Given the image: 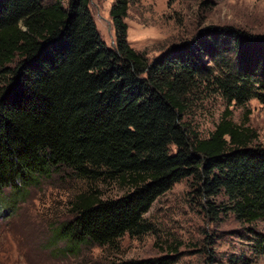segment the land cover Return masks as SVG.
I'll list each match as a JSON object with an SVG mask.
<instances>
[{
  "label": "trees",
  "instance_id": "trees-1",
  "mask_svg": "<svg viewBox=\"0 0 264 264\" xmlns=\"http://www.w3.org/2000/svg\"><path fill=\"white\" fill-rule=\"evenodd\" d=\"M89 3L0 0V207L5 189L15 201L62 170L130 187L118 198L91 190L71 202L72 218L54 234L76 254L149 231L144 214L188 177L212 214L231 212L248 225L264 219V147L253 144L255 131L229 108L207 138L183 121L190 96L205 90L229 105L257 99L264 108V39L222 28L150 62L127 40L129 0L110 11L114 47ZM245 236L264 256V232L247 226ZM174 263L167 254L108 264Z\"/></svg>",
  "mask_w": 264,
  "mask_h": 264
},
{
  "label": "rangeland",
  "instance_id": "rangeland-1",
  "mask_svg": "<svg viewBox=\"0 0 264 264\" xmlns=\"http://www.w3.org/2000/svg\"><path fill=\"white\" fill-rule=\"evenodd\" d=\"M116 1L89 3L99 34L109 47L116 43L110 14ZM125 21L129 44L152 62L175 46L222 28L264 39V0H129ZM198 93L190 96L183 121L202 138L209 137L229 108L235 123L247 122L255 131L253 144L264 147V108L257 99L243 106L229 105L220 94ZM194 182L193 177L185 178L157 198L143 216L149 231L126 234L115 247L84 245L77 254L67 253L65 243L54 234L72 218L71 202L91 190H98L103 198H118L130 187L118 181L89 182L62 170L39 186L28 187L15 201L11 200L14 192L7 188L0 207V264H108L167 254L175 257L174 264H264V256H255L245 238L247 226L264 232V219L248 225L231 212L212 214L207 201L195 192ZM222 200L214 199V204L221 208Z\"/></svg>",
  "mask_w": 264,
  "mask_h": 264
}]
</instances>
